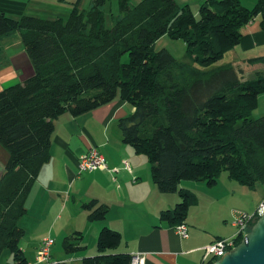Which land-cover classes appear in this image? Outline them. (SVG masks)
Segmentation results:
<instances>
[{
    "label": "trees",
    "instance_id": "trees-1",
    "mask_svg": "<svg viewBox=\"0 0 264 264\" xmlns=\"http://www.w3.org/2000/svg\"><path fill=\"white\" fill-rule=\"evenodd\" d=\"M110 1L91 0L84 9L73 0L67 19H15L0 9V40L18 31L31 68L0 89V144L8 153L0 174V256L8 250L11 264H27L20 219L50 158L53 120L66 112L79 115L116 99L133 108L117 124L124 143L148 158L156 187L180 195L175 207L159 213L169 225L184 223L195 202L192 191L179 187L182 180L210 187L225 172L248 188L264 181V114L251 116L264 94V74L246 79L232 61L212 66L240 42L242 26L258 17L264 31V0L252 8L241 0H204L198 19L176 0H117L116 14ZM164 34L182 39L191 62L154 48ZM246 61L264 65V55ZM94 202L83 204L88 220L105 219L108 207ZM121 240L120 231L103 226L95 253L53 264H130L132 254L118 251ZM85 247L80 231L62 238L67 254Z\"/></svg>",
    "mask_w": 264,
    "mask_h": 264
},
{
    "label": "crops",
    "instance_id": "crops-1",
    "mask_svg": "<svg viewBox=\"0 0 264 264\" xmlns=\"http://www.w3.org/2000/svg\"><path fill=\"white\" fill-rule=\"evenodd\" d=\"M21 4L16 2L18 13ZM0 9L5 10L3 0ZM240 32V42L230 50L234 54L228 62L238 64L245 78L254 77L256 72L264 74V65L246 61L264 55V31L259 18L242 26ZM10 37L0 40V51L8 56L0 59L1 86L16 81V70L18 79L24 76L14 61L16 45L3 49L4 43H10ZM26 65H29L27 57ZM259 105L264 112V94L258 98L256 107ZM132 110L128 103L116 99L91 111L79 115L66 112L53 120L50 158L40 169L26 201L27 212L20 219L25 233L28 228L35 230L32 248L26 251L28 247L22 246L27 264H45L35 258L45 236L53 239L47 264L79 261L96 252V238L103 226L120 231L118 251L140 253L144 264H207L211 255L204 260V246L235 233L231 217L227 224L224 211L219 217L206 211L211 204L209 199L230 192L232 180L226 177L224 183L221 181L224 176L210 187L202 181L180 182L181 188L192 191L196 197L184 222L187 237H181L174 225L160 220V211L172 209L181 197L178 192H161L152 181L148 158L122 140L117 120ZM89 145L100 150L106 167L79 172L80 155L87 152ZM4 165L0 160V174ZM90 200L108 207L105 219L88 220V209L83 204ZM217 221L224 223L216 225ZM76 230L82 233L86 247L67 254L59 246V240Z\"/></svg>",
    "mask_w": 264,
    "mask_h": 264
},
{
    "label": "rangeland",
    "instance_id": "rangeland-1",
    "mask_svg": "<svg viewBox=\"0 0 264 264\" xmlns=\"http://www.w3.org/2000/svg\"><path fill=\"white\" fill-rule=\"evenodd\" d=\"M71 1L73 0H3V4L5 7V12L9 14L10 16L14 17L15 19L20 17V14L24 15H31L41 18H48V19H54L57 17H61L63 19H67L69 16L70 10H71ZM91 0H81L80 6L82 8H88L90 5ZM140 0H129L130 4H136ZM179 5H189V7L192 10V13L194 14L195 18H199V7L204 0H176ZM16 2H20L23 4L20 5L22 7H19L20 13L16 12ZM246 3V6H245ZM255 0H241V4L247 8H252L254 6ZM109 4V3H108ZM110 8L112 9V12L114 14L118 11V4L117 0H111L110 1ZM105 26L110 27L112 24V20L110 18V12L107 10L106 5V13H105ZM18 31L16 33H13L9 39V44L4 43L3 49L6 50L8 46L16 45V57L14 58V61L16 62V66L19 65V68L21 69V72L24 73V76L20 78V80L24 79L26 76L30 75V68L26 65V57L24 56V51L20 50L18 46L19 42V36ZM155 49H166L168 50L176 59L186 62H191V59L188 56H185L186 54V45L182 41V39H175L169 37L167 34H164L160 36L154 43ZM4 51H0V56H3ZM231 52V53H230ZM234 53L233 51H228L220 60L215 62L212 66H216L218 64L226 63L228 62ZM123 61L128 60V55L124 54L122 57ZM19 76L18 71L16 70V78ZM253 76H248L246 79H250ZM18 79V78H17ZM3 86L0 84V89H2ZM261 96V95H260ZM263 106L259 105L252 111V117L258 118L263 114L262 110ZM0 160L3 161L4 164H6L8 160V153L6 149L0 144ZM224 176V177H223ZM222 182L225 183L224 178L227 177L225 172H222L218 178H222ZM229 178V177H228ZM230 179V178H229ZM218 181V179H217ZM188 182V180H182L181 183ZM45 184V182H43ZM217 183V182H216ZM230 192L225 191L220 196L213 197L209 199L211 202L208 209H206L209 213L217 214L219 217L222 214V211H224L227 216L225 219H227V224H229L230 217H231V223L234 221L235 214L238 212H245L243 210L249 211L246 212L248 214H251L255 211V209L258 207L261 201L259 202L260 198L261 200L264 199V181H258L254 188H248L245 186H242L238 183H235L233 180L231 181ZM179 187L180 184H179ZM73 191V190H72ZM65 196V195H64ZM88 202V201H87ZM85 202V203H87ZM259 202V203H258ZM84 203V204H85ZM205 204V203H204ZM194 205V204H193ZM193 205L189 207L192 208ZM256 206V208H255ZM255 208V209H254ZM243 209V210H239ZM188 212V211H187ZM255 222V219L252 221ZM251 222V223H252ZM220 223L224 222H218L216 225H219ZM226 223V222H225ZM250 223V224H251ZM249 224V227L251 226ZM28 227H30L28 224H26ZM237 231V228L234 227V231ZM235 231V232H236ZM35 230L33 228H28L27 232L24 233V236L21 239V247H28L26 248L28 251L33 246V240H34ZM63 238V237H62ZM62 238L59 240V246L62 245ZM25 251V252H26ZM89 255V254H87ZM28 258V256H27ZM13 262L12 254L8 250H4L0 256V264H11Z\"/></svg>",
    "mask_w": 264,
    "mask_h": 264
},
{
    "label": "built area",
    "instance_id": "built-area-1",
    "mask_svg": "<svg viewBox=\"0 0 264 264\" xmlns=\"http://www.w3.org/2000/svg\"><path fill=\"white\" fill-rule=\"evenodd\" d=\"M124 164L125 167L128 168V164L126 161H124ZM105 167L106 162L104 156L94 145H89L87 152L80 155L78 161L79 172ZM263 210L264 199L261 200V203L251 214H248L246 212H238L237 214H235L233 225L237 228V231L229 237L219 238L214 242L205 245L204 260L209 255H211L213 259H218L225 252L234 247L236 245L235 237L240 233L245 234L248 223L254 220L256 218V215L258 216ZM175 230L181 237H187L188 235L187 228L184 223L175 225ZM52 244L53 239L50 236L43 237L38 246L35 258L40 262H44L45 264H47L49 262L50 248ZM130 264H144V256L140 253L132 254Z\"/></svg>",
    "mask_w": 264,
    "mask_h": 264
},
{
    "label": "water",
    "instance_id": "water-1",
    "mask_svg": "<svg viewBox=\"0 0 264 264\" xmlns=\"http://www.w3.org/2000/svg\"><path fill=\"white\" fill-rule=\"evenodd\" d=\"M212 264H264V210L240 242Z\"/></svg>",
    "mask_w": 264,
    "mask_h": 264
}]
</instances>
